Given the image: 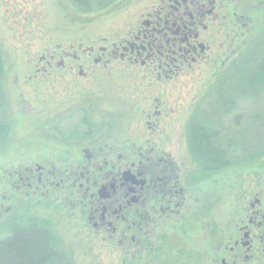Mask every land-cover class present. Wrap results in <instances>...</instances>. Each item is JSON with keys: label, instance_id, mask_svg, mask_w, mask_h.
<instances>
[{"label": "flooded vegetation", "instance_id": "flooded-vegetation-1", "mask_svg": "<svg viewBox=\"0 0 264 264\" xmlns=\"http://www.w3.org/2000/svg\"><path fill=\"white\" fill-rule=\"evenodd\" d=\"M81 14L85 40L67 36L31 57L36 156L0 167V240L32 218L62 240L39 210L47 207L84 247L121 264L165 251L181 264H264V154L255 169L246 159L202 163L194 139H211L220 157L233 143L215 144L195 120L199 93L173 98L242 67L264 101V81L251 82L264 72V0H111ZM6 99L0 85L8 151ZM226 168L236 174L224 189L215 177Z\"/></svg>", "mask_w": 264, "mask_h": 264}, {"label": "rangeland", "instance_id": "rangeland-1", "mask_svg": "<svg viewBox=\"0 0 264 264\" xmlns=\"http://www.w3.org/2000/svg\"><path fill=\"white\" fill-rule=\"evenodd\" d=\"M79 11L84 12L78 9L73 0H0V85L4 87L7 97L4 111L9 118L11 138L15 142L8 151L6 147L0 150V167L12 157H22L23 154L26 157L27 153L36 156V123L32 122L37 104L34 92L36 86H25L35 82L28 79L29 75L36 73V57H31L36 51L40 54L44 48L51 49L57 43L65 44L67 36L76 37L72 40L82 35L84 37L82 21H79L82 14ZM95 11L96 8L91 10ZM104 29L95 26L92 32ZM245 71L239 67L227 80L223 78L215 86L200 84L206 80L198 83L197 88H194L196 84L189 85L180 94L175 93L173 98L189 99L199 93L195 120L204 131L215 133V144L224 148L233 143L230 153L220 160L223 164L227 160L229 166L246 159L248 169H255L261 164L264 154V101L256 85H246ZM208 142L211 145L214 143L211 139ZM242 147L243 153L240 152ZM12 149L19 150V153L12 155ZM235 174L236 171L230 168L219 171L215 179L220 181L216 184L226 189L225 182L230 181V177ZM218 194L219 202L223 194ZM218 209L222 210L223 207L219 205ZM39 210L45 217L48 216L49 224L61 236L62 240L56 235L59 251L62 256L71 258L70 264H121L115 253L96 246L84 247L74 237L73 228L64 223L62 216L52 214V210L47 207ZM164 253L150 258L144 255L128 263L181 264L179 262L183 258L176 255V252L171 257L166 255V251Z\"/></svg>", "mask_w": 264, "mask_h": 264}, {"label": "trees", "instance_id": "trees-1", "mask_svg": "<svg viewBox=\"0 0 264 264\" xmlns=\"http://www.w3.org/2000/svg\"><path fill=\"white\" fill-rule=\"evenodd\" d=\"M111 0H73L79 10L91 11L101 9ZM94 6V8H92ZM2 61L0 57V74ZM264 81V72L259 69L254 73L251 82ZM196 155L202 163H216L221 161L220 152L217 148L209 145L206 139L193 140ZM221 164L219 163L218 166ZM56 240L45 222L39 219H28L23 227L13 226L10 237L0 240V264H67L56 255ZM54 245V246H53Z\"/></svg>", "mask_w": 264, "mask_h": 264}]
</instances>
